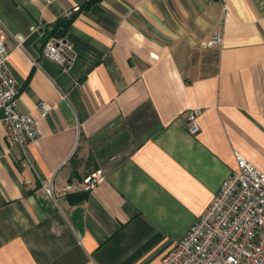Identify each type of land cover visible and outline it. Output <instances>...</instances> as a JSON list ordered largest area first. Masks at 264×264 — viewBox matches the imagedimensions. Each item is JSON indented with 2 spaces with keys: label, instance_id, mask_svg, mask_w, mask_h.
<instances>
[{
  "label": "crops",
  "instance_id": "obj_1",
  "mask_svg": "<svg viewBox=\"0 0 264 264\" xmlns=\"http://www.w3.org/2000/svg\"><path fill=\"white\" fill-rule=\"evenodd\" d=\"M0 28L41 131L10 149L0 114V264H162L234 152L264 173V0H0ZM53 37L67 71L43 56Z\"/></svg>",
  "mask_w": 264,
  "mask_h": 264
},
{
  "label": "built area",
  "instance_id": "obj_2",
  "mask_svg": "<svg viewBox=\"0 0 264 264\" xmlns=\"http://www.w3.org/2000/svg\"><path fill=\"white\" fill-rule=\"evenodd\" d=\"M62 15L69 18L72 11L67 10ZM14 39L17 46L24 40L21 35ZM222 43L221 34L215 31L204 46H221ZM42 53L65 71L75 57L73 44L63 37L48 40ZM8 56L5 34L0 28V114L11 149L35 142L41 131L35 117L17 107L19 84L7 65ZM37 110L39 117L44 118L52 106L40 103ZM185 115L189 132L196 133L199 112L189 110ZM234 154L237 170L224 180L183 238L162 256V264H264V173L240 153ZM102 179V173L97 171L80 184L90 190ZM45 190L51 193L52 187L45 186Z\"/></svg>",
  "mask_w": 264,
  "mask_h": 264
},
{
  "label": "trees",
  "instance_id": "obj_3",
  "mask_svg": "<svg viewBox=\"0 0 264 264\" xmlns=\"http://www.w3.org/2000/svg\"><path fill=\"white\" fill-rule=\"evenodd\" d=\"M65 25H66V24H63V28H65Z\"/></svg>",
  "mask_w": 264,
  "mask_h": 264
}]
</instances>
